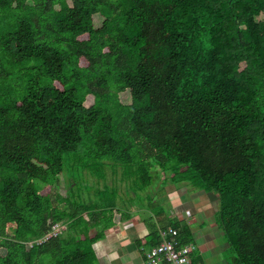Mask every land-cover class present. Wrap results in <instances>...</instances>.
I'll return each instance as SVG.
<instances>
[{"label": "trees", "instance_id": "obj_1", "mask_svg": "<svg viewBox=\"0 0 264 264\" xmlns=\"http://www.w3.org/2000/svg\"><path fill=\"white\" fill-rule=\"evenodd\" d=\"M71 162L142 189L187 165L232 264H264V0H0V264H99L117 183L85 194Z\"/></svg>", "mask_w": 264, "mask_h": 264}, {"label": "crops", "instance_id": "obj_2", "mask_svg": "<svg viewBox=\"0 0 264 264\" xmlns=\"http://www.w3.org/2000/svg\"><path fill=\"white\" fill-rule=\"evenodd\" d=\"M166 196L169 211L152 222L140 216L144 208L123 210V206L120 207L124 218L115 220L116 225L106 232L105 238L94 244L98 263L145 264L143 251L153 246L152 234L161 235L169 221L177 220L191 230L193 244L197 247L194 256L200 258L201 264H215L214 257L230 248L217 220L219 195L204 189L189 193L182 188L169 190Z\"/></svg>", "mask_w": 264, "mask_h": 264}, {"label": "rangeland", "instance_id": "obj_3", "mask_svg": "<svg viewBox=\"0 0 264 264\" xmlns=\"http://www.w3.org/2000/svg\"><path fill=\"white\" fill-rule=\"evenodd\" d=\"M102 19L96 18V25L101 24ZM122 97H125L123 95ZM125 100V98L123 99ZM91 102V101H90ZM103 171V176L107 177L110 185L112 182H116L112 189H110V195L116 197L118 202L121 203V208L123 206L124 209L141 207L144 208L141 217L147 218L149 221H155L158 217L159 219L163 213L169 211L168 205L166 203V194L169 190L175 191L179 189H186L189 193H192L193 190L196 189H204L200 185L199 176L196 175L195 172L190 170V168L185 165L182 166L176 172H163L159 169L154 171L152 170V180L151 185L147 188H139L137 184L136 177L126 176L124 177L122 171L119 173H113L111 171H105L104 169H96L94 171H89L83 167V164L71 162L66 164L65 178L66 180L71 182H76L77 185L75 188L82 191L83 193H95L100 187H104L103 181H100L99 176ZM109 172V173H108ZM114 174V178L112 174ZM65 179L58 183L56 187L53 189L51 187H46L43 190V193H52L55 192L66 195V188L64 186ZM124 183L128 186V192H124ZM101 184V186H100ZM115 190V191H114ZM207 191V190H206ZM167 192V193H166ZM209 192V191H208ZM211 193V192H210ZM217 204V208H218ZM124 212V211H123ZM167 214V213H166ZM143 217V218H144ZM65 228V227H64ZM59 229L56 230V232ZM234 260V252L232 249H225L221 255H217L214 257L215 264H232Z\"/></svg>", "mask_w": 264, "mask_h": 264}, {"label": "built area", "instance_id": "obj_4", "mask_svg": "<svg viewBox=\"0 0 264 264\" xmlns=\"http://www.w3.org/2000/svg\"><path fill=\"white\" fill-rule=\"evenodd\" d=\"M57 229L56 226L54 234ZM160 238L158 244L143 251L145 264H193L197 247L193 243L183 244L177 229L162 230Z\"/></svg>", "mask_w": 264, "mask_h": 264}]
</instances>
